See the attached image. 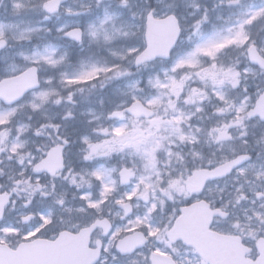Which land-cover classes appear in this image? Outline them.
<instances>
[{
  "label": "snow or ice",
  "instance_id": "snow-or-ice-1",
  "mask_svg": "<svg viewBox=\"0 0 264 264\" xmlns=\"http://www.w3.org/2000/svg\"><path fill=\"white\" fill-rule=\"evenodd\" d=\"M0 264H264V0H0Z\"/></svg>",
  "mask_w": 264,
  "mask_h": 264
}]
</instances>
